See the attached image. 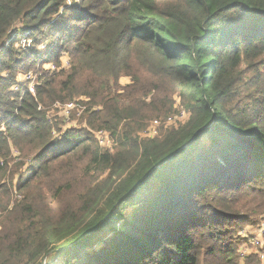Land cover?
Wrapping results in <instances>:
<instances>
[{"label":"trees","instance_id":"16d2710c","mask_svg":"<svg viewBox=\"0 0 264 264\" xmlns=\"http://www.w3.org/2000/svg\"><path fill=\"white\" fill-rule=\"evenodd\" d=\"M49 62L33 92L17 78ZM136 67L183 123L137 137L171 106L151 94L144 117ZM69 103L85 127L55 136ZM75 156L88 180L55 211L34 183ZM0 219V264H264L239 236L264 219V0H0Z\"/></svg>","mask_w":264,"mask_h":264},{"label":"rangeland","instance_id":"374dc122","mask_svg":"<svg viewBox=\"0 0 264 264\" xmlns=\"http://www.w3.org/2000/svg\"><path fill=\"white\" fill-rule=\"evenodd\" d=\"M72 0H66L67 4H70ZM79 1V0H76ZM153 39V38H152ZM155 40V39H154ZM44 42H41V44L38 46L39 48H42V44ZM19 46H24V45H29L30 40L25 41L24 39H21L19 43H17ZM55 67H58L55 71L63 68L67 69L69 67V58L66 55V53L61 52L58 58V62L54 63ZM50 67H52V64L46 63L42 67H31L27 73L31 74L33 77L32 80H27L24 79V73L17 75V78L20 81H24L28 86L33 83H35V80L37 77H39L42 73L50 70ZM53 70V69H51ZM136 76L138 77L139 83H138V88L143 87L145 90L139 91L137 94L138 96V102L137 104L143 108V112H146L144 114V117H149L150 112L149 108L146 106L148 103V99L151 94H153V99L155 97H161L160 99L163 102H159V105L161 103L167 104L165 108L168 109V107L171 106V110L168 112L166 111L164 114H161L158 117L159 120H155V118H151L149 120H143L140 122V124H143L142 128L137 131V137L139 138H152L155 135H159L161 131L176 126L178 123H183L187 117V113L184 110V108L181 106L180 101L177 97V95L172 92L170 87L163 81H161L157 76L153 74L152 70H148L146 68L142 67H136ZM26 74V73H25ZM131 79L127 76L121 77L119 83L121 85L125 86H131ZM34 87V86H33ZM131 90V88L129 89ZM164 95H167L169 98H164ZM49 116L55 117L56 121L58 123V133H55V136H58L61 131H65L66 129L70 128H84V122L81 123V116H80V110L78 107H76L75 103H69V104H56L52 106L50 109H48ZM183 111L184 115L183 117L179 116V112ZM169 115V117L166 119L165 117ZM171 115V116H170ZM154 119V121H153ZM61 132V133H62ZM113 138V137H112ZM115 141V144L112 148V152L116 151V144L117 141L115 138H113ZM13 163H16L18 159L16 158V153H13L11 156ZM64 158H61L59 160H62L61 163L56 164V170L52 173V169L49 168L50 172V177L47 179H43L40 181H36L34 183V190L35 192L39 195L41 199H46L49 201V207L52 208L53 210H58L67 203H77L76 201V196L77 194L74 192L76 191L77 193H80L82 190V187L84 183L88 180L87 174L83 170V162L79 159L78 156L72 157L70 160H63ZM58 160V161H59ZM88 163L85 161V164ZM29 164L28 161L25 162V165ZM56 178H52V175ZM105 174H103L104 176ZM76 177L77 183L71 184L69 182L70 177ZM52 181H56L61 183L63 186V189L61 190L58 188V186L54 185ZM72 185V189L67 190L66 187H69ZM16 189L14 188V191L10 195V202L8 204L7 209H11L13 207L14 203H18L21 208L20 202L23 200V195L20 194L19 192L15 191ZM79 195V194H78ZM1 220V219H0ZM260 223V222H259ZM258 223V224H259ZM254 228L257 227L253 226ZM241 237V234H239ZM240 248L245 249L246 246L244 243L240 246ZM55 254L54 252L51 253V256H49L48 260L54 259Z\"/></svg>","mask_w":264,"mask_h":264},{"label":"built area","instance_id":"2783aa9c","mask_svg":"<svg viewBox=\"0 0 264 264\" xmlns=\"http://www.w3.org/2000/svg\"><path fill=\"white\" fill-rule=\"evenodd\" d=\"M52 69H55V67L52 66ZM24 79L32 80L33 77L31 74L26 73L24 76ZM28 89L33 92V85L31 84ZM184 113L183 111L179 112V116L183 117ZM159 120V119H155ZM154 121V120H153ZM93 135L98 143V145L107 151H112V148L115 144L114 139L110 135L109 132L105 130H95L93 131ZM241 238L246 239L248 245L245 244L246 248H241V255H249L250 253H255L261 260H264V219L261 220V222L257 225L256 228L254 227H247L243 229L241 232Z\"/></svg>","mask_w":264,"mask_h":264}]
</instances>
